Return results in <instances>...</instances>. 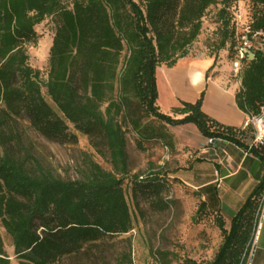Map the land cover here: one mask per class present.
I'll return each mask as SVG.
<instances>
[{
  "label": "trees",
  "instance_id": "16d2710c",
  "mask_svg": "<svg viewBox=\"0 0 264 264\" xmlns=\"http://www.w3.org/2000/svg\"><path fill=\"white\" fill-rule=\"evenodd\" d=\"M248 3L244 22L253 48L241 59V89L235 94L246 115L264 107V50L255 41L264 33V0ZM217 4V48L230 39L234 61L237 0H0V226L11 239L18 264H64L65 259L80 264L94 255L103 256L100 264H110L106 246L134 226L125 183L134 196L154 195L155 204L167 206L159 171L131 173L127 128L136 134L139 149L159 140L174 150L168 125L192 122L203 136L248 147L264 159V146L253 143L251 129L224 126L201 110L202 94L193 103L180 101L172 114L157 105V67H173L188 54L201 32L202 18ZM48 16L55 31L43 79L30 65L26 45L36 44L35 26ZM24 120L60 143L77 142L71 125L110 168L83 153L77 177L63 178L26 145ZM263 188L264 175L228 227L221 216L216 218L222 240L211 260L201 263L186 257L182 264H247L256 199ZM197 192L206 197L198 210L219 212L213 184ZM121 240L124 249L114 264H133L131 238ZM152 255L159 264H170L175 256L160 249ZM0 264H10L1 235Z\"/></svg>",
  "mask_w": 264,
  "mask_h": 264
},
{
  "label": "rangeland",
  "instance_id": "374dc122",
  "mask_svg": "<svg viewBox=\"0 0 264 264\" xmlns=\"http://www.w3.org/2000/svg\"><path fill=\"white\" fill-rule=\"evenodd\" d=\"M219 7L220 4L213 5L207 10L202 18L201 32L196 41L190 46L186 59L194 60L190 62L193 66L196 64L201 66L204 62L200 59L214 58L215 67L209 71L208 75L223 71L229 74L230 79L236 84L237 81L232 75L233 59L231 57L234 47L230 48V39H228L224 48H217V43L220 41V32L218 31L220 24L218 18ZM248 12V0H237L235 13L239 14L240 20L238 26L234 24L236 37L245 30V14ZM35 30L38 34L37 42L35 45L32 43L27 44L26 50L30 65L39 69L41 77L45 79L48 69L49 48L55 31V23L52 17H46L35 26ZM255 41L256 46L264 50V33L258 34ZM160 68L168 67L162 64L157 70H164ZM164 98L165 94L162 95L158 104L161 109L164 106ZM22 125L26 145L28 146L29 143L35 155L63 178L75 179L77 177L76 170L83 153L90 154L102 167L110 168V165L95 153L89 144L88 138L74 130L71 125H69V129L76 134V143H60L47 139L33 130L26 120L23 121ZM250 134L248 132V136ZM136 138V134L127 128L126 149L129 154L131 173L145 175L148 172L159 171L161 174L159 179L164 181L161 197L167 203V206L161 208L158 204H155L154 195L139 192L134 196L130 185L125 183V195L134 217V226L129 233L113 239L106 246L104 253L106 260L110 264L115 263V257L124 249V242L121 239L128 236L131 238L133 264H159V261L152 255V251L157 249L170 251L175 255L171 256L170 264H182V260L186 257L201 263L211 260L222 240V235L216 224V218L218 216L222 217V215L208 208L198 210L201 201L205 200L206 197L199 195L198 190L194 189L186 179L172 178L174 170H188V159H191L189 155H194L195 152L191 151L188 154L189 150L182 152V150H177L176 147L174 150H170L159 140L146 142L144 144L145 148L139 149L136 146ZM180 155L182 158H180ZM180 159L182 162H180ZM224 211L225 227H228L231 213ZM0 235L3 241V249L10 264H18L19 260L14 255L11 239L1 226ZM256 245H264V217ZM253 255L254 251L249 255L247 264H253ZM94 256L91 259L82 258L80 262L100 264L103 256L100 259H97L96 255ZM64 264H76V262L75 259H65Z\"/></svg>",
  "mask_w": 264,
  "mask_h": 264
},
{
  "label": "crops",
  "instance_id": "0c3cea01",
  "mask_svg": "<svg viewBox=\"0 0 264 264\" xmlns=\"http://www.w3.org/2000/svg\"><path fill=\"white\" fill-rule=\"evenodd\" d=\"M186 56L178 59L173 68L160 69L174 71L183 66L187 67L194 60H187ZM200 60H203L204 64L201 66L196 64L194 67L196 70H189L180 80L165 79L162 72L156 69L157 105L160 101L159 81L165 89L164 106L162 109L159 107L160 111L172 114L170 110L180 106V101L193 103L202 94L201 110L207 116L224 126L241 127L246 114L236 102L237 84L233 83L229 74L223 71L208 75L209 71L215 67L214 58L207 57ZM211 66L213 67L210 69ZM195 71L199 73L196 78H194ZM159 75L164 79L161 80ZM173 117L181 116L173 115ZM168 131L172 134L177 150L182 152L189 150L188 154L191 151L195 152L194 155H189L191 158L188 159L189 169L184 171V174L181 173L182 170L176 169L175 177L186 179L196 190L207 184H213L217 190L219 213L224 221H226L224 210L230 212L232 217L262 180L264 159L252 153L248 147L239 146L230 141L223 143V151L218 155L204 152L207 137L203 136L192 122L168 125ZM180 158H182L181 155ZM180 162H182L181 159ZM215 169H218L220 178L218 187L214 182ZM253 256V264H264V245H255Z\"/></svg>",
  "mask_w": 264,
  "mask_h": 264
},
{
  "label": "built area",
  "instance_id": "2783aa9c",
  "mask_svg": "<svg viewBox=\"0 0 264 264\" xmlns=\"http://www.w3.org/2000/svg\"><path fill=\"white\" fill-rule=\"evenodd\" d=\"M239 17H240L239 14L235 13L233 22L236 26L239 25V20H240ZM248 33L249 30L247 27H245L244 32L237 37V44L235 47L237 57L232 63L233 65L232 75L237 81L236 84L238 90L241 89V85H240V72L242 69L241 59H243L253 48V41L248 35ZM242 127L251 129L254 144L264 146V107H262L260 109V112L257 114L246 115V119L244 120ZM223 143L224 140L222 138L207 137L204 147V152L206 153L212 152L218 155L219 152L223 151V147H222ZM214 177H215L214 182L218 187L220 184L218 169L214 170ZM256 200L258 202L256 208V220L254 223L249 255L254 251L257 239L259 237V232L261 229V222L264 217V188L260 196Z\"/></svg>",
  "mask_w": 264,
  "mask_h": 264
},
{
  "label": "bare ground",
  "instance_id": "6f19581e",
  "mask_svg": "<svg viewBox=\"0 0 264 264\" xmlns=\"http://www.w3.org/2000/svg\"><path fill=\"white\" fill-rule=\"evenodd\" d=\"M195 66H193V64L191 65H188L187 67L186 66H183V67H180V68H178V69H176V70H174V71H165V70H162L161 72H162V74L164 75V78L166 79V78H176V79H181L189 70H194V69H196V68H194ZM160 71V70H159ZM198 75H199V73H197L196 71H195V73H194V78H196V77H198ZM158 76V75H157ZM160 78H161V76H160ZM163 78V79H164ZM162 78H161V80H163ZM160 83H161V81H159V92H160V98L162 97V95H163V91L165 90L164 89V87H163V85H161L160 86Z\"/></svg>",
  "mask_w": 264,
  "mask_h": 264
}]
</instances>
